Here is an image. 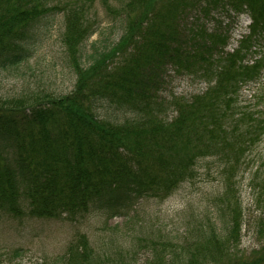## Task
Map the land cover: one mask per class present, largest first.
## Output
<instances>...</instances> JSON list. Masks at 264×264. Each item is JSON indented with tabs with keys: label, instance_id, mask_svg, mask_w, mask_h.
<instances>
[{
	"label": "trees",
	"instance_id": "16d2710c",
	"mask_svg": "<svg viewBox=\"0 0 264 264\" xmlns=\"http://www.w3.org/2000/svg\"><path fill=\"white\" fill-rule=\"evenodd\" d=\"M108 8L120 16L124 32L116 44L91 53L88 65L84 44L96 32L94 24L75 10L65 15L76 75L71 91L0 94V212L19 214L27 207L55 217L88 211L95 202L124 208L134 197L164 198L195 177L202 158L236 165L259 139L264 118L240 95L264 79V0H126ZM64 10L62 0H0V70L29 61L40 26ZM214 10L252 20L233 51L227 50L231 28L207 24ZM170 70L207 82L189 98L174 97L171 118L160 106ZM107 105L132 116L102 117ZM241 217L238 202L231 209V235L203 234L191 260L187 251L194 243L178 254L156 250L147 264H210L218 254L217 264L227 257L221 245L233 246L239 235ZM59 261L99 262L85 234ZM257 264H264V252Z\"/></svg>",
	"mask_w": 264,
	"mask_h": 264
},
{
	"label": "rangeland",
	"instance_id": "374dc122",
	"mask_svg": "<svg viewBox=\"0 0 264 264\" xmlns=\"http://www.w3.org/2000/svg\"><path fill=\"white\" fill-rule=\"evenodd\" d=\"M117 1L62 0L65 10L38 29L30 60L15 68L0 70V94L71 91L76 75L66 46L65 15L75 10L81 12L82 17L87 15L94 24L96 32L84 44L83 60L88 65L91 53L116 44L124 32L120 16L108 8V5L121 6L126 0L119 4ZM206 21L209 26L231 28L228 48L231 51L238 46L249 18L214 10ZM261 45L264 52V42ZM206 87L205 80L170 70L160 91V106H165L171 118L174 113L168 106L174 97L189 98ZM240 100L250 111L261 113L264 118V79L259 84L244 86ZM126 111L108 105L100 110L102 117L120 121L132 116ZM238 202L242 209L239 235L235 236L233 246L231 241L221 245V254L227 257L217 264H236L243 259L255 260L246 264H257L263 255L264 129L259 139L250 145L245 158L236 165L229 159L226 167L216 156L202 158L197 163L195 177L181 183L164 198L134 197L124 208L105 205L104 201L95 202L88 211L55 217L32 214L27 207L19 214L0 212V264H63L59 261L60 255L79 234L88 237L100 264H147L153 260L156 250L178 254L186 251L182 246L194 243L187 251L191 260L203 234L210 235L214 231L221 237L231 235V209L237 207ZM205 244L216 247L207 241ZM218 257L217 254L209 258L210 264H216L213 259Z\"/></svg>",
	"mask_w": 264,
	"mask_h": 264
}]
</instances>
